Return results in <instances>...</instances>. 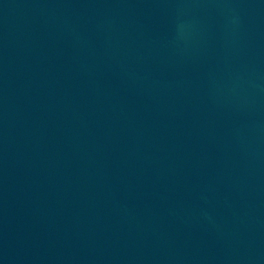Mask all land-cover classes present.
Instances as JSON below:
<instances>
[{"label":"water","instance_id":"water-1","mask_svg":"<svg viewBox=\"0 0 264 264\" xmlns=\"http://www.w3.org/2000/svg\"><path fill=\"white\" fill-rule=\"evenodd\" d=\"M0 264H264V0H0Z\"/></svg>","mask_w":264,"mask_h":264}]
</instances>
